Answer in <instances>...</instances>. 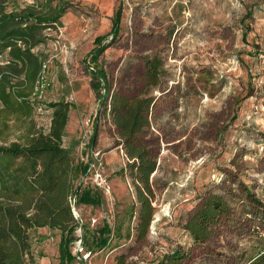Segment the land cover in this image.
I'll list each match as a JSON object with an SVG mask.
<instances>
[{
  "label": "rangeland",
  "instance_id": "rangeland-1",
  "mask_svg": "<svg viewBox=\"0 0 264 264\" xmlns=\"http://www.w3.org/2000/svg\"><path fill=\"white\" fill-rule=\"evenodd\" d=\"M2 5L7 12L42 15L65 6L33 49L43 66L30 97L31 119L12 115L9 123L10 140L27 131L31 120L47 131L49 103H72L65 145H76L78 160L93 156L87 181L104 196L101 206L77 208L85 229H77L76 241L87 237L92 243L105 221L113 232L105 247L85 245L87 258L77 255L75 242L71 264H118L121 254L126 264H161L175 251L184 252L181 264H250L264 247V0H2ZM98 39L107 45L98 66L107 74L108 98L142 94L155 100L150 126L140 136L158 165L151 177L155 212L142 239L133 229L135 187L128 172L118 174L128 158L93 87L91 54ZM151 73L157 85H149ZM214 195L225 200L228 212L211 236L196 241L186 224ZM59 242L58 230L39 228L35 260L27 264H59Z\"/></svg>",
  "mask_w": 264,
  "mask_h": 264
},
{
  "label": "trees",
  "instance_id": "trees-1",
  "mask_svg": "<svg viewBox=\"0 0 264 264\" xmlns=\"http://www.w3.org/2000/svg\"><path fill=\"white\" fill-rule=\"evenodd\" d=\"M64 12L65 6L50 15L33 10L7 12L0 0V264L34 262V233L39 228L60 232L59 264L73 263L76 231L80 226L85 229L74 213L73 203L79 208L101 206L104 201L102 189L87 181L93 170V156L87 161L78 160L74 155L76 145H65L72 109L69 101L49 103L53 111L47 131L36 128L31 120L27 131L17 140H10L9 117L16 115L19 120H30L33 114L34 102L30 97L43 66L33 49L43 42L42 30L55 25ZM117 27L118 24L116 30ZM98 42L91 54L93 87L101 104L112 115L128 158L118 174L124 177L128 172L135 187L139 206L132 208L133 229L136 237L142 239L148 234L155 212L151 177L158 165L157 155L143 144L140 136L150 126L155 100L142 94L128 97L116 93L108 98L107 74L98 66V57L107 45H101L102 39ZM157 84L151 73L149 85ZM226 212L228 204L221 196L214 195L191 216L186 229L196 241H204L214 233V226ZM130 230L128 238L133 235ZM112 232L110 223L105 221L92 243L83 237V244L91 246L95 242L99 248L105 247ZM183 253L167 254L161 264H181ZM117 261L126 264L125 255H119ZM250 264H264V247Z\"/></svg>",
  "mask_w": 264,
  "mask_h": 264
},
{
  "label": "built area",
  "instance_id": "built-area-1",
  "mask_svg": "<svg viewBox=\"0 0 264 264\" xmlns=\"http://www.w3.org/2000/svg\"><path fill=\"white\" fill-rule=\"evenodd\" d=\"M92 166H93V163H92ZM73 210H74V213L77 217V219L79 220L80 224L82 225L83 223V220L81 218V216L79 215L78 211H77V208L75 206V202L73 203ZM81 227V226H80ZM80 227L78 228L80 230ZM75 252L77 253V255H83L84 252H85V248H84V244H83V238L79 239V241L77 242L76 241V246H75ZM84 257L87 258L88 257V254L85 253L84 254Z\"/></svg>",
  "mask_w": 264,
  "mask_h": 264
}]
</instances>
